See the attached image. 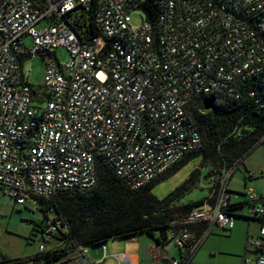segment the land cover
I'll return each instance as SVG.
<instances>
[{"label": "built area", "instance_id": "2783aa9c", "mask_svg": "<svg viewBox=\"0 0 264 264\" xmlns=\"http://www.w3.org/2000/svg\"><path fill=\"white\" fill-rule=\"evenodd\" d=\"M57 47L69 51L68 61L58 60ZM35 54L45 60L42 91L23 66ZM252 77L248 92L264 117V0H0V186L18 203L89 190L102 160L138 189L203 146L189 117L194 97H238ZM235 167L215 174L209 197L171 230L182 257L167 264H188L214 225L234 227L228 182ZM244 195L246 217L264 220V199L252 188ZM195 223L206 224L199 235ZM66 230L46 207L43 240ZM261 238L264 224L247 244L259 249ZM101 248L93 260L81 246L65 264H104ZM46 249L42 242L39 251ZM243 264H264V254Z\"/></svg>", "mask_w": 264, "mask_h": 264}, {"label": "trees", "instance_id": "16d2710c", "mask_svg": "<svg viewBox=\"0 0 264 264\" xmlns=\"http://www.w3.org/2000/svg\"><path fill=\"white\" fill-rule=\"evenodd\" d=\"M145 14L152 20L155 10L149 8ZM90 29L93 34L99 32L92 21ZM254 81L255 77L244 80L238 97L227 93L194 97L188 108L189 117L202 133L203 146L187 153L177 164L144 186L132 189L109 165L99 160L98 181L93 188L59 190L49 198H37L43 211L41 234L48 206L54 207L57 218L68 225V230L59 231L53 239L56 244L52 247L47 244L53 240H43L47 243L45 251L22 259L2 258L0 264L25 263L27 260L33 261V264L66 262L81 246L97 244L101 247L110 238H129L140 234L149 235L158 245L166 242L171 230L181 227L190 211L205 202L206 198L184 201L187 192L198 182L200 168L192 170L175 190L163 198L153 193V186L198 155L203 158L201 165L210 164L208 173L215 175L223 168L235 165L258 143L264 142H260L264 135V117L255 103V96L248 92V88L255 85ZM207 102L212 107L206 108ZM246 203L245 199L231 206L236 210ZM203 224L200 232L206 228Z\"/></svg>", "mask_w": 264, "mask_h": 264}, {"label": "rangeland", "instance_id": "374dc122", "mask_svg": "<svg viewBox=\"0 0 264 264\" xmlns=\"http://www.w3.org/2000/svg\"><path fill=\"white\" fill-rule=\"evenodd\" d=\"M140 17V12H135L133 15V23L139 24L141 21ZM47 24L48 20L44 19L38 24V27L43 28ZM24 42L28 47L33 45V40L28 35L25 36ZM55 54L59 61L63 63L68 61L69 51L65 47H57ZM27 65L29 68L28 82L34 88L42 91L45 60L41 55L35 54L25 60L23 66L27 67ZM202 161V155L192 158L176 173L160 179L153 186V193L159 198L165 197L171 191L175 190L177 186L189 176L192 170L200 168L198 182L187 192L184 201L208 197L211 193L212 180L215 175H213V173H208L211 167L210 164L205 163L201 165ZM249 172L255 173L254 177L251 179L247 178ZM228 186L231 190L235 191L232 195L233 200L239 199L240 201H244L246 197L243 193H246L248 188H252L259 196L260 194L264 195V142L258 143L246 153L242 159L237 161L235 170L229 179ZM236 210L239 211L240 215L246 216L244 211L247 212V206L245 204L243 209L240 208ZM42 219L43 211L39 207L36 199H29L26 203H18L14 198L5 193L0 186V259H22L39 252V246L44 242L40 231ZM236 227L237 229L235 228L231 231L216 229L215 232L209 236V244L215 247L217 251L215 260L218 259V261L213 260L214 258L210 255V250L207 248L208 246H206L201 251L202 259L205 261V264H243V257L250 259L256 257L257 254L251 251V246L248 247L245 240L242 244L237 236L244 227L250 228L254 234L258 233L260 229L258 220L244 218L243 216L238 217L236 219ZM141 236V239L137 240H145V242L149 240L146 235ZM126 240V238H110L106 241L107 256L104 259V264H118L116 254L122 253L128 249V247L124 245ZM168 241L169 243L164 245L168 255L170 257H179V247L171 237L168 238ZM216 244L219 247H216ZM245 246L246 249H248L247 251H245ZM88 248L91 258L98 259L102 256L99 245H91ZM237 254L240 255L239 258ZM199 261L202 262L201 259H199ZM18 264H33V261L27 260L25 263L18 262Z\"/></svg>", "mask_w": 264, "mask_h": 264}, {"label": "crops", "instance_id": "0c3cea01", "mask_svg": "<svg viewBox=\"0 0 264 264\" xmlns=\"http://www.w3.org/2000/svg\"><path fill=\"white\" fill-rule=\"evenodd\" d=\"M254 175H255L254 172H253L252 176H250L248 174L247 178L251 179L252 177H254ZM246 181H247V179H246ZM230 190H231V188H230ZM232 195H233V192H232ZM260 196L264 199V195L263 194H260ZM232 202L233 203H237V202H240V200L239 199L238 200L237 199L233 200V197H232ZM243 207H244V205L241 207V209H243ZM236 209H240V208H236ZM235 211H236V219L238 217H242V216L244 218H247L245 215H240L238 210H235ZM244 214H246L245 211H244ZM236 219H235L234 227L232 229H228L227 230V229L220 228L217 225H214L212 227L211 231L209 232V234L205 237L203 242L200 244V246L194 252V254H193L192 258H191V261L188 264H205V261H203V259H202L201 251L206 246H208L207 248H209V250H210L209 251L210 255H212V257L214 258L213 260L214 261H218V259L215 260V258L217 256L216 255L217 251L215 250V247L213 245L210 246V244H209V236L212 233H214L216 229H220V230L223 229V230H226V231H231V230H233L235 228L237 229V227H236ZM257 220H258L259 225L261 227L264 224V220H260V219H257ZM203 225H204L203 223H195V224L190 225V227H191L190 229H191V231L194 234L198 235V234L202 233V232H200V229L203 227ZM141 235H146L147 239H149V240L146 241V242H145V240L144 241L143 240H137V239H141L140 238V237H142ZM249 236H255V237L259 236V232L254 234V233H252L250 228L248 229V228L244 227L239 232L237 237L240 239L242 244L244 243V240L246 241V244H247V240H248ZM169 237H171V236H169ZM126 239L127 240H126L124 245H126L128 247V249H126L124 252L119 253V254H125L127 256V258H129V261H125V262H121L120 263L118 261L117 257H116L118 264H125V263H130V264H148V263H151V264L152 263H154V264H164L165 262H169L170 260H172L174 258H181L182 257L181 256V250H180V256L179 257H174V256L170 257L168 255L166 249L164 247L156 244V242L147 234H140V235H136V236H133V237L126 238ZM261 241H262V247L261 248L256 249V248L251 247L252 248L251 251L255 252L257 254L256 257L259 254H264V238H261ZM55 244H56V241L54 242V240H53L51 243H49V247H52ZM216 247H219V246L217 245ZM248 247H249V245H248ZM247 250L248 249H246V246H245V251H247ZM100 252H101V255H102L100 258H102L104 253H103V250H102L101 247H100ZM229 252H232V251H229ZM237 252H240V251H237ZM88 256L91 258L89 248H88ZM106 256H107V246H106ZM237 257L239 258L240 255L237 254ZM100 258H98V259H100ZM91 259H93V258H91ZM98 259H93V260H98ZM199 259H201L202 262H200ZM244 259H245V257H243L242 263H243ZM50 264H65V261H63V262H53V263H50Z\"/></svg>", "mask_w": 264, "mask_h": 264}, {"label": "water", "instance_id": "95a60500", "mask_svg": "<svg viewBox=\"0 0 264 264\" xmlns=\"http://www.w3.org/2000/svg\"><path fill=\"white\" fill-rule=\"evenodd\" d=\"M205 107L206 108H210V107H212V105L209 102H207ZM168 243H169V241L167 240L166 242H164L163 244H161V246L164 247V245H167Z\"/></svg>", "mask_w": 264, "mask_h": 264}]
</instances>
